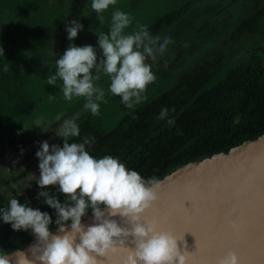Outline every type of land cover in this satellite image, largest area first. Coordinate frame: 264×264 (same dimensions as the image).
I'll list each match as a JSON object with an SVG mask.
<instances>
[{"label": "clouds", "instance_id": "clouds-1", "mask_svg": "<svg viewBox=\"0 0 264 264\" xmlns=\"http://www.w3.org/2000/svg\"><path fill=\"white\" fill-rule=\"evenodd\" d=\"M116 2L90 0V8L103 20L102 13ZM132 23L128 12L114 8L107 31L96 33V44L77 45L74 38L84 25L76 18L65 19L69 44L56 56L55 71L46 77L47 83L56 85L59 80L64 100L83 98L82 110L94 116L99 115L105 93L118 96L128 109L135 108L155 79L153 64L165 54L172 37L153 34L139 21L126 31ZM0 54H4L2 46ZM102 76L107 77L106 89L97 83ZM174 111V107L162 106L157 119L172 126L175 116L170 113ZM79 116L80 112H74L60 121L55 135L63 138L61 143L38 142L39 174L29 173V183L23 186L31 187L34 180L38 200L43 198L52 212L32 207L15 194L9 195L6 205H0V222L34 235L27 252L14 249V262L9 258L12 253L0 254V264H98V255L118 249L126 252L123 264H188L190 252L184 247V234L181 237L162 229L166 216L144 215L159 199V180L141 175L118 156L90 154L94 136L70 140L80 136ZM23 188L18 189L22 192ZM56 193L64 194L63 199ZM89 212L91 222L85 223L83 218ZM218 264H240V260L229 251Z\"/></svg>", "mask_w": 264, "mask_h": 264}, {"label": "rangeland", "instance_id": "rangeland-1", "mask_svg": "<svg viewBox=\"0 0 264 264\" xmlns=\"http://www.w3.org/2000/svg\"><path fill=\"white\" fill-rule=\"evenodd\" d=\"M182 7L186 11L183 16L157 33L171 35L172 42L153 64L155 79L146 87L149 91L141 103L150 94L156 96L173 85L202 57L212 62L222 57L223 67L214 78L223 76L224 66L233 62L255 60L264 65V17L259 20L258 33L231 36L235 24L262 9L264 0H117L102 13L103 20L96 18L90 0H0V46L4 49L0 54V173L9 165L15 172L24 170L32 158L36 159L38 142L45 135L50 144L61 143L63 138L55 135L56 128L74 112H80L78 122L91 116L92 123L104 130L119 123L114 114V109L123 112L118 96L105 93L99 115L94 116L82 110L83 98L64 100L59 80L56 85L47 83L46 77L55 71L56 56L69 44L65 19L76 18L84 25L74 38L75 44L95 45L97 34L107 31L114 8L130 14L133 23L126 31H131L136 21L149 26L158 17ZM206 19L219 27V33L204 36L200 31L208 42L202 45L196 39V30ZM177 52L186 60L178 68L174 65ZM97 83L106 89L107 77L102 76ZM15 141L25 143L15 145Z\"/></svg>", "mask_w": 264, "mask_h": 264}, {"label": "trees", "instance_id": "trees-1", "mask_svg": "<svg viewBox=\"0 0 264 264\" xmlns=\"http://www.w3.org/2000/svg\"><path fill=\"white\" fill-rule=\"evenodd\" d=\"M183 8L158 17L148 26L150 32L157 34L173 24L186 12ZM262 17L264 7L235 24L231 36L235 38L258 33ZM202 30L204 36L219 33V27L206 19L196 30V39L202 45H208L207 39L199 34ZM177 53L174 65L178 68L186 60L183 54ZM202 58L186 73L178 76L173 85L156 96L150 94L147 100L153 97L147 104L146 100L132 109L121 104V114L114 109L119 123L113 129L99 128L88 116L78 122L80 136L71 137L70 140L94 136L95 142L88 149L90 154L97 157L104 154L118 156L126 166L136 169L141 175L160 180L186 163L202 160L218 152H227L243 141L264 133V65L255 60L249 63L233 62L230 66H224L223 76L214 78L223 67L222 57L216 60L218 62ZM148 91L146 89L145 93ZM162 106L175 108L170 113L175 116L172 126L157 119ZM24 143L14 142L15 145ZM37 161V157L35 160L32 158L26 168L18 172L13 170L12 165L3 169L0 186L4 191L0 192V205H6L9 195L15 194L22 202L26 199L32 207L52 212L51 208L43 204V198L38 200V188L34 180L31 181V187L23 188L29 183L28 174ZM34 173L39 174L38 170ZM48 187L52 191V186ZM18 188H23V191L20 192ZM56 195L63 199L64 194ZM50 227L54 229L55 226ZM31 238L30 230L14 231L9 224L0 222V254L21 248Z\"/></svg>", "mask_w": 264, "mask_h": 264}, {"label": "water", "instance_id": "water-1", "mask_svg": "<svg viewBox=\"0 0 264 264\" xmlns=\"http://www.w3.org/2000/svg\"><path fill=\"white\" fill-rule=\"evenodd\" d=\"M35 167L30 173H34ZM160 195L144 215L172 218L160 227L186 241L188 264H218L203 250V243L214 229L235 224L249 249L243 264H264V133L252 140L218 152L199 161L186 163L159 180ZM194 201L198 213L187 221L182 212L185 200ZM185 201V206L190 201ZM91 214L83 218L90 223ZM119 219V218H117ZM31 240L20 249L27 252ZM225 243H229L225 239ZM198 246V250L193 252ZM19 249V248H18ZM9 258L14 262L16 253ZM227 253L225 248L224 254ZM126 252L118 249L98 255V264H123Z\"/></svg>", "mask_w": 264, "mask_h": 264}, {"label": "snow or ice", "instance_id": "snow-or-ice-1", "mask_svg": "<svg viewBox=\"0 0 264 264\" xmlns=\"http://www.w3.org/2000/svg\"><path fill=\"white\" fill-rule=\"evenodd\" d=\"M184 202L182 205V212L185 219L191 221L198 215L194 210V201H190L191 203L188 207L185 206ZM172 215V212H169L164 216L167 217L166 220H169L172 218ZM225 239H227L229 243L226 244ZM225 248H227V252L233 251L236 253L240 260V264H243V261L247 258L249 249L243 241L239 227L235 224H229L228 226H221L219 229H214L203 243L204 252L218 261L225 255ZM197 250L198 246L193 252H196Z\"/></svg>", "mask_w": 264, "mask_h": 264}, {"label": "flooded vegetation", "instance_id": "flooded-vegetation-1", "mask_svg": "<svg viewBox=\"0 0 264 264\" xmlns=\"http://www.w3.org/2000/svg\"><path fill=\"white\" fill-rule=\"evenodd\" d=\"M41 136H42V135H41ZM43 139H46V135L44 136V138H42V140H43ZM30 144H31V142H30Z\"/></svg>", "mask_w": 264, "mask_h": 264}]
</instances>
